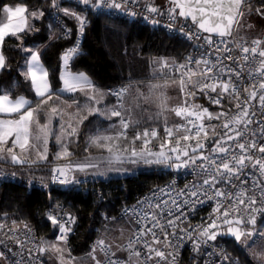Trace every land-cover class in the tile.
<instances>
[{"label": "snow or ice", "instance_id": "1", "mask_svg": "<svg viewBox=\"0 0 264 264\" xmlns=\"http://www.w3.org/2000/svg\"><path fill=\"white\" fill-rule=\"evenodd\" d=\"M49 3L65 17L75 19L79 36L84 34V15L61 7L57 0ZM82 3L133 17L143 15L153 24L160 23L157 17L166 16L169 28L181 22L177 31L203 43L195 55L189 54L183 62L154 60L153 80L157 82L129 80L108 90L99 88L86 73L72 70L70 61L82 54L79 38L60 57L62 87L57 89H53L41 53L23 47L29 55L20 74L34 97H14L10 90L0 89V161L21 166L47 161L49 141L54 140L60 149L55 159L67 161L51 169L52 180L60 184L81 183L76 173L102 176L120 172L117 166L125 161L187 170L192 179L182 188L173 181L151 197L138 200L131 209L125 207L121 217L105 216V221L114 223L126 220L127 227L110 229L105 224L104 234L87 253L93 264H176L185 238L192 241L194 252L225 234L251 248L247 242L257 232V215L264 217V35H240L255 27L242 22L245 9L252 13L250 0H164L160 5L154 0ZM2 11L7 22L0 23V71L6 70L8 64L4 54L6 38L23 42L21 34L35 30L30 20L34 22L45 15L39 7L30 11L24 4L3 6ZM255 13L264 18V7ZM188 20L195 31L183 27ZM60 27L62 34L56 39L72 35L66 25ZM169 88L178 89L176 104H170L173 97L167 93ZM77 93L84 97L83 103ZM64 94H68L67 99L61 100ZM109 96L115 97V102L103 103ZM197 100H207L218 110L210 111ZM153 106L156 111L150 112ZM143 113H148V121L163 120L162 137L157 127H142ZM169 113L181 122L170 123ZM89 117L97 118V126L89 129L84 149L87 154L73 161L69 145L79 141L86 121L92 123ZM104 121L111 123L104 127ZM154 141H159L155 148ZM90 149H96L98 154L93 155ZM207 202H214L207 220L197 228L183 227L187 212ZM47 219L58 229L55 241L41 239L36 244L26 219L17 221L8 213H0V264H38L44 253L55 254L59 264H74L76 258L66 246L75 217H58L49 212ZM221 224L228 226L223 232L218 231ZM117 230L119 236L108 239V234ZM126 231L129 235L123 243ZM259 235L264 237V232ZM253 256L258 264H264V251L253 252ZM214 264L236 261L222 250Z\"/></svg>", "mask_w": 264, "mask_h": 264}, {"label": "trees", "instance_id": "2", "mask_svg": "<svg viewBox=\"0 0 264 264\" xmlns=\"http://www.w3.org/2000/svg\"><path fill=\"white\" fill-rule=\"evenodd\" d=\"M160 5L164 0H154ZM251 8L255 5H263L264 0H250ZM27 5L29 10L39 7L45 12L43 18L31 21L35 24V30L22 33L23 42L15 37L6 38L4 44V54L7 57V69L0 71V89L11 91L13 96L25 95L32 99L34 93L30 90L27 82L20 74L25 67L26 52L22 50L26 46L41 45V59L49 70V79L53 89L62 87L59 81L60 57L64 49L72 43L73 37L56 39L61 35V27L52 18V8L49 0H0V21L3 19V6ZM243 23H251V14L247 13ZM90 25L87 28L83 47L86 53H82L75 58L73 69L77 72L86 73L93 82L102 90H108L120 83L132 81H152L153 76L148 75L150 61L156 56H168L177 60H182L189 51V44L179 37L166 32L163 29L152 27L137 21H128L109 16L104 13H88ZM49 25L52 27L50 28ZM254 29V28H253ZM253 29L241 31L240 35L247 38L255 36ZM51 37V39H50ZM80 100L84 97L76 94ZM68 94L61 96L67 99ZM70 101V100H69ZM106 104L113 103V97L105 99ZM51 103V102H50ZM156 111V109H154ZM148 116V115H147ZM147 116L143 117L146 125L159 124L160 121H148ZM103 120V118H100ZM85 126L80 130L78 142L69 145V151L74 155L73 161L82 158L87 153L85 141L89 134V129L97 126V118L89 117ZM43 122V115L41 116ZM111 121H104V127ZM54 146V143H52ZM94 155L98 153L96 149H90ZM0 169H9L25 176H33L48 180L51 165L56 161L53 159V152L49 154L48 160L31 166L12 165L6 163ZM4 167V168H3ZM77 177H87L90 174L76 173ZM87 175V176H86ZM95 176V175H94ZM148 176L143 174L137 181L129 182V189L133 194L143 191L148 187ZM53 198L49 199L46 194L38 188L29 189L23 184L10 181L0 182V213H9L17 219H26L34 227L37 234L47 240H54L58 234V229L47 219L46 210L50 203L57 198L70 200L71 214L77 217L78 231L71 241V250L78 255L86 254L88 243L92 237L88 231V215L93 211L94 204L92 197H85L75 191H61L52 189ZM263 220V219H262ZM261 220V221H262ZM259 222V224L261 223ZM226 246L232 256L239 258L236 264H258L251 256L250 252L243 244L236 242L234 238H226Z\"/></svg>", "mask_w": 264, "mask_h": 264}, {"label": "built area", "instance_id": "3", "mask_svg": "<svg viewBox=\"0 0 264 264\" xmlns=\"http://www.w3.org/2000/svg\"><path fill=\"white\" fill-rule=\"evenodd\" d=\"M142 2H146V0H142ZM57 3L64 8H70L73 11H76L79 14L84 15L87 18V24L85 26L84 34L82 36H79L77 29H78V23L75 19L71 17H65L63 12L59 11L57 8H52V18L53 20L61 25H66L67 28L72 30V35L69 37H73L72 43L68 45L64 51L73 46L76 39L79 38V44L82 53H86V49L83 47L86 31L88 26L90 25V18L87 15L88 13H104L109 16L128 20V21H137L141 22L146 25H150L152 27L160 28L165 30L168 33L178 35L182 39H184L190 46L189 51L185 54L184 58L188 56L189 54L195 55L197 49L200 47V45L203 43V40H197L195 38L188 39L182 32L177 31V28L181 27V22H177L175 28H169L168 27V18L166 16L164 17H157L159 19L160 23L153 24L150 19L143 18V15H137L135 17L127 15L123 11H118L111 8H92L91 6H86L82 3V0H57ZM156 4V3H155ZM263 5H255L253 7V25L257 26V34L258 35H264V18H261L259 15L255 13V10L257 8H262ZM59 18V19H57ZM183 27L187 29H192L195 31V27L190 22H183ZM62 34V33H61ZM201 36L207 35L205 33H200ZM251 37V38H254ZM214 39H216L214 37ZM62 52V54L64 53ZM61 54V55H62ZM76 58V57H75ZM74 58V60H75ZM159 58H166L170 61L175 58H171L168 56H156L153 57L150 61V67L154 68L153 61ZM183 58V59H184ZM182 60H177L178 62H183ZM73 61H70L72 70L73 69ZM60 60V65H61ZM120 83L117 86L111 88H119L122 84ZM113 100L115 102V97H113ZM197 103H202L204 106L209 107L210 111L218 110L216 106H210L207 102V100H197ZM169 122H181L180 118L175 117L174 114L169 113L168 115ZM213 123H216V121H213ZM144 125H142L143 127ZM152 127H157L160 131L161 137L163 136V120L159 124L150 125ZM129 135H132V130H129ZM139 143V142H138ZM159 141L153 142V147L155 148L158 145ZM63 165V164H58ZM57 166L51 165V169L53 167ZM51 169H50V175L48 180H43L42 178H35L31 176H25L24 174L17 173L15 171L9 170V169H0V182L2 181H10L14 183L23 184L29 189L38 188L41 191H43L46 196L49 199L53 198L52 195V189H59L61 191H75L77 193H81L83 196L92 197V202L94 204L93 211L88 215V231L91 233L92 237L89 240L88 243V250L86 252H89L91 245L93 242L104 234L105 224H107L108 228L112 226V224H115L111 221H105L104 217H121L123 215V210L125 207H128L129 209L132 208V206L137 204L138 200H144L147 197H151L153 195V192L160 188L167 187L169 184H171L173 181H175V184L177 188H182L184 184L191 180L192 177L188 175L187 170L185 169H175L168 167L166 165H145V164H135L134 166H128L126 169H122L120 172L114 171L112 174H108L105 176L95 175V176H88V177H82L78 178L81 183H74V184H60L59 182L53 181L51 178ZM15 173V175H12ZM143 174H146L148 176V187H146L143 191L139 193L133 194L131 190L129 189V182L130 181H137L143 176ZM167 198V197H165ZM71 201L65 200L64 198H57L56 200L52 201L50 205L47 207L46 210V216L48 217L49 212H52V214L57 215L58 217H66L67 215H71ZM214 207V202H207L202 205H198L196 210L194 212L188 211L187 221L182 225L183 227H190V228H197L199 225H201L204 221L207 220L209 214L212 212ZM9 217L15 218L13 215L9 214ZM76 219V223L72 225V231L68 233V240H67V249L71 251L72 256H76L73 251L71 250V241L76 236L78 231V220L77 217L74 216ZM264 219L261 215H257V225L256 229L258 233V226L259 222ZM10 223V220H9ZM119 223H126V220H120ZM31 226V225H30ZM235 226V225H234ZM227 225H220V228L218 231H225L227 229ZM242 227V226H241ZM31 228L34 231L35 236V243L38 244L41 239H45L43 236H40L37 234L36 230L33 226ZM128 237V236H127ZM127 237L122 241L123 243L127 242ZM193 237H196V233L193 234ZM226 238H234L231 235H218L217 239L215 241H208L207 244H202L200 252H194L193 251V244L192 241L185 238L182 242V247L179 249V255L176 261V264H214V262L217 259V256L221 253L222 250L226 251L230 256L236 261V263H239V258L232 256L231 253H229L227 246H226ZM108 239H110L108 235ZM48 241V240H47ZM174 244L178 243L177 241H173ZM167 250V249H166ZM102 253H98L99 257H102ZM121 255H126V253H121ZM42 261L43 264H58V259L56 258V255L53 253H44L42 256H39L38 264Z\"/></svg>", "mask_w": 264, "mask_h": 264}, {"label": "rangeland", "instance_id": "4", "mask_svg": "<svg viewBox=\"0 0 264 264\" xmlns=\"http://www.w3.org/2000/svg\"><path fill=\"white\" fill-rule=\"evenodd\" d=\"M253 12L254 11L252 9V13H251V23L252 24H253ZM257 30H258L257 29V26L255 25V27L253 29V32H256L255 35L257 34ZM148 75H150V76L155 75L154 68L150 67V65H149ZM144 82H145V84H147L149 81H144ZM152 82H157V81L156 80H152ZM167 93H168L169 96L173 97V99L170 101V104H176L178 102L177 99H176V96H177V93H178V89H176V88H169L167 90ZM61 100H65V99L61 98ZM80 101H81V103H83L84 102V98L82 100H80ZM68 103H71V101L68 100ZM103 103L106 104V101L104 100ZM154 109H155V107L153 106V107H151L149 109V111L150 112H154ZM142 115H143V117H145V116L148 115V113H143ZM140 116H141V114L138 112L137 113V118H140ZM52 143H54V146L52 145ZM59 150H60L59 149V146L55 144L54 140H50L49 141L48 156H49L50 153L53 152V159L55 160V153L58 152ZM96 154H98V153H95L94 155H96ZM56 161L57 162L53 163L52 165H55V164L58 165V164H65V163H67L66 160H56ZM3 164H4L3 162H0V166H2ZM134 165L135 164H132L130 162L125 161L122 165H118L117 167H120L121 169H124V168L126 169L128 166H134ZM102 167H104V166L102 165ZM113 172L114 171L106 172L102 176L108 175L110 173L112 174ZM88 176H94V174H90ZM31 177H33V176H31ZM82 177H77V178H82ZM113 227H115L116 229H119L120 227H127V224L126 223H115V224H112V226H110L109 228L111 229ZM260 232H264V219L261 221V223L258 226V233H257V235H253V237H251V239L248 240V242H247L248 244H251V248H249L247 246V244H243V246H245V248L250 252V254H251V256L253 258H254L253 252L259 253L261 251H264V237H262V236L259 235ZM108 235H109L110 239H112L113 237L119 236V231L118 230L117 231H113V232L109 233ZM128 235H129V232L126 231L124 233V237L126 238ZM48 241L49 242H53V241H55V239L54 240H48ZM252 241H255V243H252ZM74 257L76 258L75 261H74V264H93V262L91 261V259L86 254L78 255V256H74ZM58 264H59V261H58Z\"/></svg>", "mask_w": 264, "mask_h": 264}, {"label": "crops", "instance_id": "5", "mask_svg": "<svg viewBox=\"0 0 264 264\" xmlns=\"http://www.w3.org/2000/svg\"><path fill=\"white\" fill-rule=\"evenodd\" d=\"M18 6V5H17ZM9 7H15V6H9ZM5 22H7V16H6V14L4 13V16H3V19H1V21H0V23H5ZM27 48H31L33 51H39V52H41V49H42V46L41 45H37V46H33V47H31V46H26ZM28 53H26V57H28ZM41 61H42V59H41ZM42 63H43V61H42ZM45 65V64H44ZM46 67V66H45ZM25 68V67H24ZM47 68V67H46ZM62 98V97H61ZM60 98V99H61Z\"/></svg>", "mask_w": 264, "mask_h": 264}, {"label": "water", "instance_id": "6", "mask_svg": "<svg viewBox=\"0 0 264 264\" xmlns=\"http://www.w3.org/2000/svg\"><path fill=\"white\" fill-rule=\"evenodd\" d=\"M188 22H190L192 24V22L190 20H188ZM194 26V25H193ZM195 27V26H194ZM206 34V33H205Z\"/></svg>", "mask_w": 264, "mask_h": 264}]
</instances>
